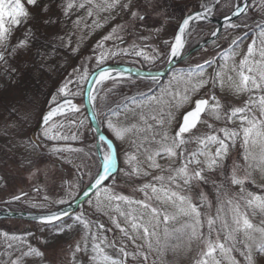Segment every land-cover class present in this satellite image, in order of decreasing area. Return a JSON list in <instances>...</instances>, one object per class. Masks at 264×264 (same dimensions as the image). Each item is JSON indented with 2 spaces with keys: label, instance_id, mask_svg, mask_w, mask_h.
Instances as JSON below:
<instances>
[{
  "label": "snow or ice",
  "instance_id": "obj_1",
  "mask_svg": "<svg viewBox=\"0 0 264 264\" xmlns=\"http://www.w3.org/2000/svg\"><path fill=\"white\" fill-rule=\"evenodd\" d=\"M219 4L220 0L214 3L191 0L172 37L162 43L158 40L157 30L155 37L149 33L139 37L141 44L127 45L122 33H132L123 25L112 28L93 47L92 55L65 75L38 113V144L39 141H75L83 134L84 120L78 118L86 106L78 103L79 97L86 98L93 108V120L99 116L108 133L98 135L96 153L86 154L98 160L95 174L88 164H82L76 170V183L68 184L70 189H79L84 178H88L89 183L80 191L86 198L90 193L94 197L87 200L92 215L82 210L71 216L66 211H55L36 217L41 231L50 228L56 235L73 226L82 229V243L77 242L72 253L73 264H79L77 253L87 255L89 264H148L153 255L156 259L152 264L157 261L163 264L164 253L181 246L174 242H181L188 248L192 244L197 246L194 264H241L234 253L243 257L244 264H256V256H264V191L255 192L248 187L256 184L257 171L264 178V0H234V5L225 14L224 41L228 42V47L218 51L212 59L190 67L186 72H175L167 85L158 86V94L149 85L148 92L126 99L122 105L109 106L103 112L98 110L100 92L105 93L103 99L111 92L107 84L126 82L133 75L132 68L109 65V60L126 56L136 58L137 63L155 64L160 60L172 63L174 58L183 55L191 26L208 20ZM58 6L73 28L56 37V43L51 45L53 51L64 49L78 54L79 43L77 47H71L73 35L81 34L79 42L83 39L84 28H103L118 16L129 17L134 27L147 26V5L142 0H61ZM33 8L39 9L44 16L50 11L49 5L42 0H0V70L10 78L22 71L16 57L29 49L35 40V34L29 28L23 40L16 44L11 42L17 29L35 19L30 11ZM81 11L83 15L72 20V16ZM89 18H92L91 24L86 23ZM237 20L241 22H235ZM43 22L56 23L50 17ZM219 35L217 31L212 32L214 37ZM152 39H157L160 46H153L149 42ZM110 40L113 44L106 46ZM249 40L243 57L237 62L241 45ZM90 63L94 64L91 70ZM208 69L212 72L208 73ZM139 73L137 69L135 75L138 77ZM148 79L156 82L158 77L149 74ZM86 84L92 87H85ZM206 87H209V93L198 97L197 94ZM217 87L237 96L246 94L248 98L243 106L226 109L213 91ZM21 107L11 108L10 114L18 122L25 123L31 119V113L25 111L21 116ZM182 108L184 111L180 112ZM177 113H180L179 117ZM204 117L223 122V126L216 127ZM174 122L176 128L170 133ZM201 124L208 131L202 136L194 135V130L199 131ZM72 127L76 131L71 135L64 131ZM117 142H127L131 148V152L124 153L125 163L130 168L124 174L137 178L151 176V181L136 189L143 194V199L114 189L120 171ZM193 144L196 145L194 149L190 148ZM238 145L242 150L241 161L232 160L229 164L230 153ZM52 150L55 153L83 152L80 148L56 146ZM159 160H166L167 164L162 165ZM152 171L159 174L152 175ZM110 179L112 184L106 183ZM233 187L237 190L232 191ZM257 187L264 189V183ZM192 192L197 193L198 202L193 201ZM26 195L21 193L11 199L20 201ZM68 195L72 193L68 192ZM57 203L68 201L61 198ZM97 213L107 217L119 231L118 242L108 238L106 233L113 229L95 219ZM65 217L73 223L68 224ZM256 217H259L258 221ZM32 235L0 232L5 243L4 254L9 257L8 264H26L30 257L44 256L28 242ZM137 240L141 243L137 244ZM129 242L133 251L128 250ZM16 253L18 255L12 259Z\"/></svg>",
  "mask_w": 264,
  "mask_h": 264
},
{
  "label": "rangeland",
  "instance_id": "obj_2",
  "mask_svg": "<svg viewBox=\"0 0 264 264\" xmlns=\"http://www.w3.org/2000/svg\"><path fill=\"white\" fill-rule=\"evenodd\" d=\"M215 0H209L210 3H214ZM43 3H50L48 0H42ZM53 0V4L57 5L58 12L56 9L50 8L47 16H44L40 13L39 9H30L35 16V19H32L28 22L27 25L17 29L24 30V33L30 28L32 32L36 30V27L43 25L44 31L51 30L54 26L50 25L45 26L43 20L51 15L55 17L62 16L60 25L63 32L66 34L69 30H72L73 25L71 21H66L63 16L60 7L58 6L61 2ZM142 3L147 5L145 9L148 13L147 16V26L141 27L140 25L133 26L129 17L127 16H118L115 20L108 21L103 28L95 29H83V39L78 42V37L80 33H76L72 36V45L71 47H77L79 43V49L93 47L98 41L102 40L104 35H107L112 28L117 25H123L124 28L131 32L132 35L124 34V39L127 42V45L132 43L141 44L139 39L140 36H148L149 33L155 37V33L159 30V42L162 43L163 40L170 39L173 35V32L176 28L177 23L182 19V17L187 13L188 7L191 1L186 2H175L172 5L169 0H142ZM234 5V0H220V4L216 6L213 14L209 17L208 20L204 22H197L191 26L190 35L187 38L186 46L183 50V54L189 49L194 47L196 44L202 40L208 38L216 27H211L213 22L211 19L224 17L226 13L229 12V8ZM61 12V14H58ZM77 15H83V12L76 13L72 16V20L76 19ZM259 19V16L256 17ZM41 20L42 22H40ZM63 20V21H62ZM92 18H89L86 23L91 24ZM240 23L241 21H235ZM251 23V20H249ZM215 25V24H214ZM216 26V25H215ZM226 26L221 30L220 35L215 41L201 48L197 52L190 55L187 59L181 61L175 68H173L164 78L156 82L150 81L148 78H140L132 76V78L126 82L112 85L110 82L107 84V88L111 89V92L108 93L107 99H103L105 93L100 92L101 99L98 100V110L103 112L106 111L107 107H116L117 105H122L126 99H131L132 97L139 96L141 93H146L149 91L147 86L150 85L151 90L157 92L158 86L162 87L167 85L172 75L175 72L187 71L190 67H195L198 64H202L206 60H210L217 55V52L221 49H226L228 47V42L224 41V32ZM21 33H13L11 37L12 44H16L18 40H23L20 38ZM95 38V39H93ZM91 41L93 42L91 44ZM153 46H160L157 42V39H152L149 41ZM250 42L245 41L240 48V54L236 57L237 62L243 57L244 52L246 51L247 44ZM113 41H107L106 46H111ZM127 45H120L121 47ZM219 46V47H218ZM92 55V50L90 53L85 55L79 63L73 65L69 72L72 71L73 67L80 65L82 62L86 61L89 56ZM40 51H35L33 56L29 58V61L36 62L40 58ZM108 64H122L129 65L138 69H149V70H160L162 69L167 62L160 60L155 64L149 63H137L136 58L118 56L107 62ZM94 67L93 63L89 64V69L91 70ZM212 69H208V73H211ZM65 77V76H64ZM64 77L59 81L61 83ZM9 84L8 76L3 74V71L0 70V208L5 206L11 210L16 211H31V212H46L52 211L56 208H59L63 205H66L74 201L81 193L80 189L86 187L89 183L88 178L85 177L83 184L77 188H68L69 183H76L77 180V167L82 164H88L92 169L93 174H95L96 165L98 160H95L91 156H86L89 153H96L97 148L95 145L98 144L97 135L90 124L85 108L82 109V113L78 119L84 120L83 128L81 129L82 135L75 141H54V142H44L39 141L37 143L40 135V131L35 134L34 139L31 138V132L37 124L38 113L43 110L44 106L41 104V100L30 95L28 97H16L15 95L5 93L7 86ZM85 86V85H84ZM210 87V86H209ZM209 87H206L197 94V96H205L209 93ZM218 98L221 99V102L224 103L226 109L231 107H241L243 106L245 100L248 98L246 94L234 95L227 89L221 91L218 87L213 89ZM206 98V97H205ZM83 97L78 98V103L84 105ZM22 106V107H21ZM13 107H21V116L24 115L25 111L31 113V119L27 120L25 123H20L17 121L15 116L10 114V109ZM187 107V106H185ZM184 109H180V112H183ZM180 113H177L179 117ZM87 117V119H85ZM102 131L107 135L105 126L101 123V118L97 117ZM123 119V117H121ZM208 120V123H215L216 127H222L223 122H214L208 117H204ZM230 127H235L236 125H229ZM176 128L175 122L172 124L169 129L170 133L174 132ZM199 131L194 130V135L202 136L208 129L204 124L198 126ZM67 134L71 135V132L76 131L75 127L66 128L64 130ZM119 144V160H118V169L119 173L116 175L114 189L117 192H121L125 195L132 196L136 199H143V194L137 191L136 189L149 181H151V176L148 177H129L124 173L129 171V165L125 163V152H131L129 143L125 142ZM53 146L56 147H70V148H80L83 149V152H62L55 153L53 152ZM196 145H190V148L194 149ZM241 152L239 145L232 149L230 155L231 160L228 161L231 164L232 160L237 162L241 161ZM159 163L166 165V160H159ZM159 174L158 171H152V175ZM256 184L249 185V190L255 192L264 191V189L258 188L257 185L264 183V178H262L257 171L255 173ZM108 184H112V180L106 181ZM235 187L232 188V191H236ZM208 191V189H205ZM68 192H71L72 195L69 196ZM21 193H26V196H23L18 203H9L14 195H19ZM194 202H198V196L196 192L191 193ZM48 197L47 200L44 197ZM75 197V199H73ZM61 198L68 201L65 204H59ZM214 200V196L211 197ZM89 199H94L91 196ZM35 205V207L33 206ZM87 211L89 214H92V210L89 208L87 201L74 213L71 215L79 214L80 211ZM215 209L213 208V212ZM70 215V216H71ZM99 215L98 220L105 224L106 228H112V231L107 232L108 238L110 240L115 239L117 242L121 238V234L118 230L112 226L107 217ZM255 220H259V217H256ZM65 221L68 224H72L73 221L66 217ZM0 232L8 233L9 235H23L26 233H32L33 235L28 237V242L33 246L39 249L44 253L42 258L30 257L27 259L26 264H73L72 253L74 251L75 245L77 242L82 243V229L79 226H73L71 230H67L62 234L56 235L52 229H44L41 231V226L39 223L31 222L21 219H1L0 220ZM137 244L141 241L137 240ZM178 247L175 251L168 250L164 253L163 264H194V259L198 255V248L195 244H192L190 248L183 245ZM128 250L133 251L134 247L129 242ZM5 253V243L3 237H0V264H8V255ZM18 253L12 256V259L16 258ZM236 258L244 264L243 257L239 256L238 253H234ZM156 259L153 255L148 264H152V260ZM256 264H264V256H256ZM76 261L79 264H89L88 256L83 253L76 254ZM157 264H160V261H157Z\"/></svg>",
  "mask_w": 264,
  "mask_h": 264
},
{
  "label": "trees",
  "instance_id": "obj_3",
  "mask_svg": "<svg viewBox=\"0 0 264 264\" xmlns=\"http://www.w3.org/2000/svg\"><path fill=\"white\" fill-rule=\"evenodd\" d=\"M59 0H56L58 2ZM191 0H169L174 5L175 2H186ZM50 8L56 9L58 12L57 5L53 4V0H48ZM54 2V3H56ZM58 14H61L59 12ZM51 20L56 21L51 30H45L43 25L36 27L33 32L35 34V40L32 42V46L25 51H22L16 57V63L22 70L18 76L8 77L9 84L5 93L15 95L16 97H28L34 95L41 100V104L45 106V101L48 99L49 94L54 93L57 87H59L61 79L69 72L70 68L79 63L81 59L91 52V47L79 49L78 54L73 55L69 51L60 49L59 51H53L51 45L56 43L57 36H63L65 33L58 25L63 18L62 16L55 17L54 15L49 16ZM47 17V18H49ZM42 22L41 20H39ZM63 21V20H62ZM49 26V24H44ZM211 27H216L214 24ZM24 30H16L15 32L21 33L19 37L24 38ZM14 32V33H15ZM95 39V38H93ZM21 40V39H20ZM19 41V40H18ZM17 41V42H18ZM93 42L91 41V44ZM35 51H40V58L36 62L29 61V58L33 56ZM27 61V63H25ZM42 65V67H41ZM9 203H18L19 201H12L9 199ZM92 215V214H89ZM99 215H95V219H98ZM108 236V234H107Z\"/></svg>",
  "mask_w": 264,
  "mask_h": 264
},
{
  "label": "water",
  "instance_id": "obj_4",
  "mask_svg": "<svg viewBox=\"0 0 264 264\" xmlns=\"http://www.w3.org/2000/svg\"><path fill=\"white\" fill-rule=\"evenodd\" d=\"M211 22H213L216 25L215 31H217L219 33H221L222 28L224 26H226L225 16L221 17V18H215V19L212 18ZM217 37L218 36L214 37L211 34L208 38L202 40L201 42L196 44L194 47L189 49L187 52H185L181 57L174 58L172 60V63H167L160 70L139 69L140 73H139L138 77H140V78H148V75L152 74V75H156L160 79L164 78L181 61L187 59L193 53L197 52L198 50H200L201 48L205 47L206 45L212 43L213 41H215L217 39ZM109 65H120V66H123V67H130V68H132V73H133L132 76L137 77L135 75V73H136V70L138 68H135V67H132V66H129V65H122V64H109ZM85 87L91 88L92 85L91 84H86ZM83 101H84V106H86L84 108L86 110L88 119H89L90 124L93 127L97 137H98L99 134H105L102 131V128L100 127V125H99L98 119L96 118L95 120H93V118H92V112H93L92 106L88 104V101L86 100V98H84ZM98 126H99V132L97 131V127ZM39 131H40V129L37 127V124H36V126L33 128L32 132H31V138L34 139L35 134L38 133ZM91 196L92 195L90 193V196L86 198L81 193L74 201H72V202H70V203H68L66 205H63V206H61L59 208H56V209H54L52 211H46V212L16 211V210H11L9 208H6L5 206H2L0 208V220L1 219H21V220H27V221L38 223V221L36 220V217L39 216V215H42V214H46L48 212L66 211V212H68L71 215L72 213L77 211Z\"/></svg>",
  "mask_w": 264,
  "mask_h": 264
}]
</instances>
